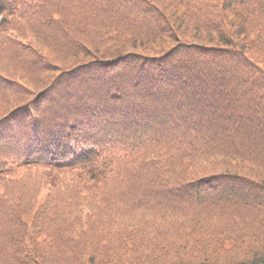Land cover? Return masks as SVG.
<instances>
[{
  "label": "trees",
  "instance_id": "obj_1",
  "mask_svg": "<svg viewBox=\"0 0 264 264\" xmlns=\"http://www.w3.org/2000/svg\"><path fill=\"white\" fill-rule=\"evenodd\" d=\"M0 264H264V0H0Z\"/></svg>",
  "mask_w": 264,
  "mask_h": 264
}]
</instances>
